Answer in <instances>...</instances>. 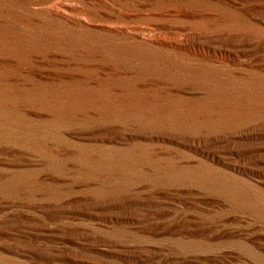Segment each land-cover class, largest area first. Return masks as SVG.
<instances>
[{"label":"rangeland","instance_id":"1","mask_svg":"<svg viewBox=\"0 0 264 264\" xmlns=\"http://www.w3.org/2000/svg\"><path fill=\"white\" fill-rule=\"evenodd\" d=\"M250 4L0 0V264H264ZM172 5L216 10L251 43L199 47L197 19L158 14ZM109 22L180 43L141 48Z\"/></svg>","mask_w":264,"mask_h":264},{"label":"bare ground","instance_id":"2","mask_svg":"<svg viewBox=\"0 0 264 264\" xmlns=\"http://www.w3.org/2000/svg\"><path fill=\"white\" fill-rule=\"evenodd\" d=\"M243 1H245L247 3H251L255 0H230V1L228 0V2L231 4H237V3L243 2ZM258 1H264V0H258ZM169 7H167L168 9H161L160 13H158V14L159 15L169 14L170 16L172 15L174 17L184 18V19H191V18L197 19V21L196 22L194 21V22H195V28L199 32H196L194 34L193 38L197 39L199 41V42H197V45L199 47H202V45L204 44L200 40L204 41L206 39L207 41H205V42H207L208 44H222V45L228 46L232 49L233 48H245V47L249 46V44L251 43L252 39L250 38V36H252L253 33H255L252 31H247V32L242 31L241 32V31H238L236 29L228 28L227 25H225V24H228L227 21L229 20V18H227V16L219 14L218 11H216V10H210V9L202 8V7L195 8V6H193V7L188 6L189 9L186 10V9H183V7L180 5H172ZM244 9L246 11L247 16L253 20H255L253 17L257 15L256 13H258L259 14L258 16L260 18V19L258 18L259 19L258 22L260 23V25L264 26V7H260V9H258L254 4H250L248 7H245ZM67 10L76 14L77 16L75 17L76 18L75 21L82 24V25H85L86 27L94 24L95 22H96V24L99 22V20H95L93 14L88 10H85V9H79V10L78 9H76V10L75 9H72V10L67 9ZM258 10H260V11H258ZM118 12H120L119 14H123L122 11H118ZM229 14H230V12H229ZM109 23H111L110 27L108 26L109 32L116 33V34H119V33L130 34L133 36V39L135 41H137V45H139L141 48L148 47L147 44H149V43H151V44L164 43L168 46H172V45L177 44L179 42V40L175 36L171 35L170 33H167V34H159V33L148 34V31L150 32V29L147 30L146 28L143 29V28H137V27H135V28L131 27L130 28V27L122 25V24L119 25L118 22H113V23L109 22ZM208 28H210V29L214 28V29H213V31H207ZM250 32L252 34H250ZM259 33L263 34L261 31ZM183 38L185 39V37H183ZM182 42H184V41H182ZM188 42H189V40H188ZM179 46H180V44H179ZM183 46H185V45H183ZM155 52H157V51H155ZM174 90H175V88H174ZM260 130L264 131V122L260 125ZM257 131H259L258 128L255 129V132H257Z\"/></svg>","mask_w":264,"mask_h":264}]
</instances>
